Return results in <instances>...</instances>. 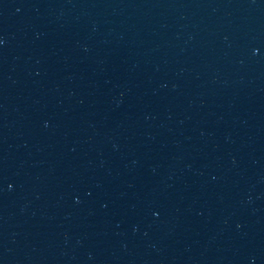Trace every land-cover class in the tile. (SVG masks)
<instances>
[{"label":"water","instance_id":"95a60500","mask_svg":"<svg viewBox=\"0 0 264 264\" xmlns=\"http://www.w3.org/2000/svg\"><path fill=\"white\" fill-rule=\"evenodd\" d=\"M0 264H264V0H0Z\"/></svg>","mask_w":264,"mask_h":264}]
</instances>
